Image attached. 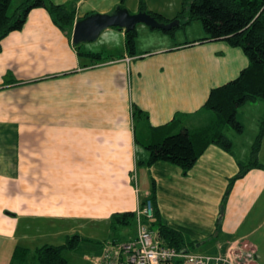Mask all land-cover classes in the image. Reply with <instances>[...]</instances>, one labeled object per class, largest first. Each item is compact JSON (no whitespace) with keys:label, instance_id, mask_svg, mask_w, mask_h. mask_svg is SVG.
Here are the masks:
<instances>
[{"label":"crops","instance_id":"crops-1","mask_svg":"<svg viewBox=\"0 0 264 264\" xmlns=\"http://www.w3.org/2000/svg\"><path fill=\"white\" fill-rule=\"evenodd\" d=\"M48 1L73 12L69 29H59L44 8H33L22 29L1 41L0 264H37L38 248L62 245L71 235L89 243L86 262V254L102 251L97 228L109 229L114 213L141 212L152 187L161 221L183 236L185 250L217 255L237 244L254 264L257 249L249 239L264 222L258 214L264 212V137L257 156L262 169L236 179L226 198L239 163H249L252 144L238 142L232 153L210 145L186 175L165 161L148 165L145 149L183 128H206L210 92L236 79L247 57L224 41L199 42L205 38L199 22L179 41L175 32L138 24L133 55L118 27L75 47L74 24L113 14L121 0ZM139 1L125 0L124 9L138 13ZM142 2L165 19L181 6V0ZM134 108L147 117L135 122ZM203 113L208 124L195 127ZM177 114L184 117L173 122ZM122 234L128 240L135 229Z\"/></svg>","mask_w":264,"mask_h":264},{"label":"trees","instance_id":"trees-1","mask_svg":"<svg viewBox=\"0 0 264 264\" xmlns=\"http://www.w3.org/2000/svg\"><path fill=\"white\" fill-rule=\"evenodd\" d=\"M124 1H120L119 9H124ZM11 2L12 0H0V52L1 41L11 32L22 29L28 12L33 8H44L53 23L61 30L69 29L73 23L72 11L48 0H24L12 12L9 11ZM138 12L147 13L161 23L178 20L179 26L164 31L170 35H173L176 28H184L192 22H199L205 33V38L199 42L224 41L229 46L240 49L248 59V66L239 73L236 79L210 92L203 106L212 115V120L206 128L197 131L183 128L158 143L145 146L149 153L148 165L156 161H165L177 166L182 174L186 175L210 145H216L224 151L232 153L233 144L223 134V131L229 128L235 134L241 135L244 127L238 121V110L257 100L264 103V0H181L180 10L172 19H165L159 14L146 11L142 0H140ZM135 39V29L125 31V46L129 55L134 54ZM79 55L90 57L95 62L104 61L98 54L79 52ZM146 117L147 115L140 109L132 110V118L135 122L139 118ZM183 117V115L177 114L173 122L181 121ZM263 137L264 114L259 120L258 133L251 145L249 163L246 166L239 163V172L229 181L225 198L236 179L244 176L250 169H262L263 166L258 162L257 156ZM147 202H150L152 208V220L140 217V221L143 223L147 221L150 228L155 226L163 245L177 250L185 249L183 236L161 221L155 204V189L153 187L143 203L144 207ZM138 218L137 213L134 212L112 214L109 217V230L113 237L111 240L102 242L101 248L133 239L135 236L126 240L121 237V234L131 228L135 229L136 234ZM84 241L85 239L78 235H71L66 237L62 245H44L35 251L36 262L37 264H70L63 256V252L77 250L79 244ZM17 252L18 250H15V254H18Z\"/></svg>","mask_w":264,"mask_h":264},{"label":"built area","instance_id":"built-area-1","mask_svg":"<svg viewBox=\"0 0 264 264\" xmlns=\"http://www.w3.org/2000/svg\"><path fill=\"white\" fill-rule=\"evenodd\" d=\"M136 222V234L131 240L114 245H106L101 253L88 258V264H249L241 252L243 260L236 259L229 248L224 254L198 255L185 249L177 250L163 245L156 230L140 221L153 217L150 202L145 204ZM239 259V258H238Z\"/></svg>","mask_w":264,"mask_h":264},{"label":"rangeland","instance_id":"rangeland-1","mask_svg":"<svg viewBox=\"0 0 264 264\" xmlns=\"http://www.w3.org/2000/svg\"><path fill=\"white\" fill-rule=\"evenodd\" d=\"M23 1L24 0H12L11 5L9 7V11H11V12L14 11V9L17 6H19L21 3H23ZM194 24H197L200 26V24L198 22H192L190 25L191 26L190 29L188 28V26H186L184 28L183 27L182 28H180V27L176 28L174 31L176 34L174 40L179 41V40L183 39L184 37L188 38L190 32L194 33V30H195ZM259 106H264L263 101L257 100L255 103L246 104L238 110V112H237L238 121H241L243 123L242 125L244 127V133L240 138L237 136V134L234 133V131H232L229 128H227V129H225V131H223V134L229 138V140L232 142L234 147H235V145H238V142L240 144L243 143L244 146H246L247 144L250 145L253 143V141H254L257 133H258L257 129H259V125L256 124V122H255L256 118L258 116L263 117V114H264V112L259 110ZM208 117H209V114L203 113L202 115H199V117L196 118V121H198V122H195L194 126L196 127V126L208 124L207 123ZM255 124H256V126H255ZM256 130H257V132L255 134ZM235 152L238 153V151L236 149H235ZM249 153H250V150H249ZM263 157H264V154H263ZM259 212H260V210H259ZM259 212H258L259 215L263 214L261 217L264 220V212H262V211L260 213ZM263 220L261 219L260 222ZM252 223H253V214L251 216V224ZM153 229H155V226L153 227ZM97 231H99V232H98V236L95 235V237L97 239L95 241H98V243H102L106 240H111V238L113 237V234L110 232V230L106 229L105 227L103 228V227L99 226L97 228ZM127 232L129 234H133L134 229L131 228ZM121 237H123V234H121ZM249 241H250V243L254 244L256 249H257V256L258 257L255 258L254 260L252 259L253 263L254 264H264V222L261 226V229L259 231L258 230L255 231L254 235L249 239ZM88 245H89V243L86 241L81 242L79 244V248H77V250L64 251L63 256L69 261L70 264H86V262H88L87 259L91 258V256L87 255V254H86L87 256L85 255L86 262H83L82 257H83V254L89 253V252H86L84 250V247L88 246ZM230 247H229L230 249L229 248L228 249L230 252H233V255L236 256L237 261L243 260V257L241 255V252L238 249L237 244L236 245L231 244ZM187 251L189 253H192L194 250H193L192 246H190ZM255 253H256V251H255ZM27 264H35V263H33L29 260L27 262Z\"/></svg>","mask_w":264,"mask_h":264},{"label":"water","instance_id":"water-1","mask_svg":"<svg viewBox=\"0 0 264 264\" xmlns=\"http://www.w3.org/2000/svg\"><path fill=\"white\" fill-rule=\"evenodd\" d=\"M138 24H144L152 29L169 31L179 26L180 23L178 20L161 23L147 13L129 14L125 9L118 8L113 14H95L76 22L73 27L72 43L78 45L94 41L103 30L111 27L131 31Z\"/></svg>","mask_w":264,"mask_h":264}]
</instances>
